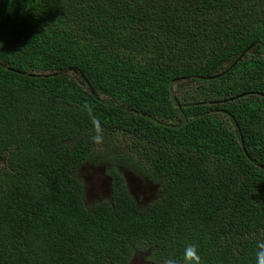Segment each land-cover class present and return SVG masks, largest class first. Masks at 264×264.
Masks as SVG:
<instances>
[{"label":"trees","instance_id":"obj_1","mask_svg":"<svg viewBox=\"0 0 264 264\" xmlns=\"http://www.w3.org/2000/svg\"><path fill=\"white\" fill-rule=\"evenodd\" d=\"M133 259L264 264V0H0V264Z\"/></svg>","mask_w":264,"mask_h":264},{"label":"rangeland","instance_id":"obj_2","mask_svg":"<svg viewBox=\"0 0 264 264\" xmlns=\"http://www.w3.org/2000/svg\"><path fill=\"white\" fill-rule=\"evenodd\" d=\"M186 84V83H185ZM123 148L122 144L118 145L117 150ZM103 167L106 168L107 171L108 166H102L100 168H95L91 172H87L83 167L82 173L80 176L84 177L85 181V191L86 198L89 202L99 201L105 197H108V189H107V178L103 174ZM128 180L132 184L133 194L137 195L142 192V185L138 179L135 177L129 176ZM152 193V191H151ZM149 194V193H146ZM141 261V257L138 258ZM138 260L133 259L130 264H140Z\"/></svg>","mask_w":264,"mask_h":264},{"label":"water","instance_id":"obj_3","mask_svg":"<svg viewBox=\"0 0 264 264\" xmlns=\"http://www.w3.org/2000/svg\"><path fill=\"white\" fill-rule=\"evenodd\" d=\"M95 169V168H94ZM93 170V169H92ZM106 170L105 167H103V172ZM127 186L129 187V190L131 192V194H133V187H132V184L130 183L129 180H127Z\"/></svg>","mask_w":264,"mask_h":264},{"label":"clouds","instance_id":"obj_4","mask_svg":"<svg viewBox=\"0 0 264 264\" xmlns=\"http://www.w3.org/2000/svg\"><path fill=\"white\" fill-rule=\"evenodd\" d=\"M109 169V166L107 167V170ZM108 188V187H107Z\"/></svg>","mask_w":264,"mask_h":264}]
</instances>
